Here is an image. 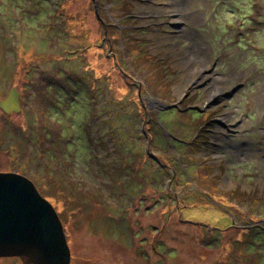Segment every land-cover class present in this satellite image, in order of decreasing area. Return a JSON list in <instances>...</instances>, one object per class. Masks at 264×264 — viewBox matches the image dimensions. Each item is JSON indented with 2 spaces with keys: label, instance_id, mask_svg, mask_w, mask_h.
<instances>
[{
  "label": "rangeland",
  "instance_id": "374dc122",
  "mask_svg": "<svg viewBox=\"0 0 264 264\" xmlns=\"http://www.w3.org/2000/svg\"><path fill=\"white\" fill-rule=\"evenodd\" d=\"M177 1L0 0V172L69 264H264V0Z\"/></svg>",
  "mask_w": 264,
  "mask_h": 264
},
{
  "label": "water",
  "instance_id": "95a60500",
  "mask_svg": "<svg viewBox=\"0 0 264 264\" xmlns=\"http://www.w3.org/2000/svg\"><path fill=\"white\" fill-rule=\"evenodd\" d=\"M19 95L10 87L0 99L2 112H18ZM8 256L20 258L23 264L70 262L63 227L51 203L27 177L0 172V258Z\"/></svg>",
  "mask_w": 264,
  "mask_h": 264
},
{
  "label": "bare ground",
  "instance_id": "6f19581e",
  "mask_svg": "<svg viewBox=\"0 0 264 264\" xmlns=\"http://www.w3.org/2000/svg\"><path fill=\"white\" fill-rule=\"evenodd\" d=\"M188 3V2H187ZM177 5L179 6V7H181L182 6V9H184V7H186V5L185 4H183L182 5V0H178L177 1ZM187 9V7L184 9V10H186ZM176 10H173V13L175 12ZM177 12V11H176ZM180 12L181 11H179L178 13H177V15H176V17L175 18H180V19H177L178 21H182V19H181V17H180ZM198 73V72H197ZM207 89H210V87L208 88L207 87ZM264 89V88H263ZM263 89H259L258 90V95H259V93H260V91L261 90H263ZM219 92H220V88L219 87H217V86H211V89H210V92H209V96H210V99L212 98V99H214L215 97V94H219ZM258 95L256 96V99L258 100ZM261 99H262V97H261ZM256 104L257 105H260V103L259 102H256Z\"/></svg>",
  "mask_w": 264,
  "mask_h": 264
},
{
  "label": "trees",
  "instance_id": "16d2710c",
  "mask_svg": "<svg viewBox=\"0 0 264 264\" xmlns=\"http://www.w3.org/2000/svg\"><path fill=\"white\" fill-rule=\"evenodd\" d=\"M185 222H188V221H185ZM226 228H231V230H234L235 231V233H244L243 234V238H242V241H244V242H246V244L248 243V240L250 239V236L252 235V236H255L256 237V235H254L253 234V232H252V230H251V233H250V230H248V229H246V228H240V229H237V228H235L234 229V227H232V226H227ZM257 231L259 232V233H262V232H264L263 230H259V229H257ZM247 233V234H246ZM233 237H238V236H233ZM254 245V244H253ZM224 259V258H223ZM226 259V258H225ZM225 261V260H224ZM224 261H222V262H224Z\"/></svg>",
  "mask_w": 264,
  "mask_h": 264
}]
</instances>
